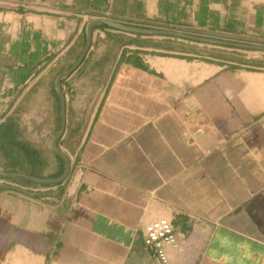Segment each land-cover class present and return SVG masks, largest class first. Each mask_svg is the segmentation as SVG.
I'll use <instances>...</instances> for the list:
<instances>
[{
  "label": "crops",
  "instance_id": "0c3cea01",
  "mask_svg": "<svg viewBox=\"0 0 264 264\" xmlns=\"http://www.w3.org/2000/svg\"><path fill=\"white\" fill-rule=\"evenodd\" d=\"M264 0H0V264H264ZM59 149L71 161L67 178Z\"/></svg>",
  "mask_w": 264,
  "mask_h": 264
},
{
  "label": "water",
  "instance_id": "95a60500",
  "mask_svg": "<svg viewBox=\"0 0 264 264\" xmlns=\"http://www.w3.org/2000/svg\"><path fill=\"white\" fill-rule=\"evenodd\" d=\"M107 23L117 29L123 30V31H127V32H133L136 34H165V35H177L180 37H188V38H192L195 40H199V41H203V42H209V43H213V44H219V45H224V46H228V47H234V48H238V49H244V50H249V51H260V52H264V44H260V43H253V42H244V41H235V40H228V39H214V38H205V37H200V36H192V35H188L186 33H180V32H176V31H168V30H158V29H145V28H141V27H135V26H131L122 22H118V21H112L106 18H102V17H96L94 18L88 25L87 28V43L85 45V48L83 50V52L81 53L78 61L71 67V69H69L68 71L60 74L58 76V78L56 79V86L58 89V92L61 96L62 99V129L60 131L59 137L62 135L64 127H65V120H66V105H65V98H64V94L61 88V79L64 76L70 75L74 70H76L80 64L83 62L85 56L87 55L91 44H92V40H93V33H94V28L98 23ZM54 147L56 149V151L64 158L65 162H66V170L65 173L62 177H60L58 179V181L64 180L65 178H67V176L69 175L70 171H71V161L70 158L63 153L58 145H57V140L54 143Z\"/></svg>",
  "mask_w": 264,
  "mask_h": 264
},
{
  "label": "bare ground",
  "instance_id": "6f19581e",
  "mask_svg": "<svg viewBox=\"0 0 264 264\" xmlns=\"http://www.w3.org/2000/svg\"><path fill=\"white\" fill-rule=\"evenodd\" d=\"M144 240L147 245L156 249L163 264H170L166 249L168 246L177 247L179 243L167 219H158L148 223L144 229Z\"/></svg>",
  "mask_w": 264,
  "mask_h": 264
}]
</instances>
